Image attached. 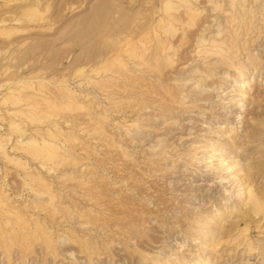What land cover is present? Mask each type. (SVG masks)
<instances>
[{
    "label": "rangeland",
    "instance_id": "374dc122",
    "mask_svg": "<svg viewBox=\"0 0 264 264\" xmlns=\"http://www.w3.org/2000/svg\"><path fill=\"white\" fill-rule=\"evenodd\" d=\"M0 264H264V0H0Z\"/></svg>",
    "mask_w": 264,
    "mask_h": 264
},
{
    "label": "bare ground",
    "instance_id": "6f19581e",
    "mask_svg": "<svg viewBox=\"0 0 264 264\" xmlns=\"http://www.w3.org/2000/svg\"><path fill=\"white\" fill-rule=\"evenodd\" d=\"M229 79V78H228ZM244 183V182H243ZM243 186V185H242ZM242 187H240V189H241ZM248 191V190H247ZM244 192V191H243ZM226 193V192H225ZM245 194V193H244ZM247 196V195H246ZM248 197V196H247ZM251 197V196H250ZM229 198V197H228ZM248 199V198H247ZM229 200V199H228ZM248 202H249V200H248ZM246 203V202H245ZM251 207V206H250ZM255 207V206H254ZM230 209V208H229ZM249 210V209H248ZM229 212V211H228ZM232 212V211H231ZM246 216V215H245ZM248 216V215H247ZM243 217V216H242ZM250 217V216H249ZM246 230V229H245ZM241 231V230H240ZM248 232V234H249V231H247ZM245 233V232H244Z\"/></svg>",
    "mask_w": 264,
    "mask_h": 264
}]
</instances>
